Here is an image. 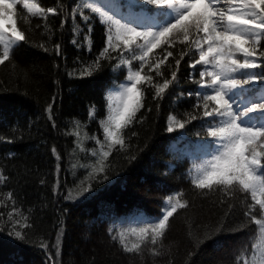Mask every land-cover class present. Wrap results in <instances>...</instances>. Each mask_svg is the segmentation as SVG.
I'll return each instance as SVG.
<instances>
[{
    "label": "snow or ice",
    "instance_id": "obj_1",
    "mask_svg": "<svg viewBox=\"0 0 264 264\" xmlns=\"http://www.w3.org/2000/svg\"><path fill=\"white\" fill-rule=\"evenodd\" d=\"M18 3L26 11L19 18ZM50 14L61 17V36L70 30L71 43L81 50L87 48L93 57L87 62L78 57L74 63L80 66L72 70L65 66L69 77L92 76L101 72L105 63L113 75L127 73L122 82L106 86L99 105H89L87 122L73 118L72 128L64 132L74 137L65 171L74 179L78 169L86 172L72 187H67L66 181L61 183L63 158L53 145L56 182L52 192L63 195L64 187L67 194L63 198L71 200L92 189L101 176L107 180L112 155L132 152L131 140L138 133L131 129L145 122L153 105L159 112L161 102L172 97L183 80L192 88L175 94L173 103L190 98L191 110L170 111L165 131L183 130L182 139L189 127H195L193 121L197 122L193 135L200 139L191 153L193 163L187 174L194 189L203 195L219 194L224 207L215 224L204 226L202 235L190 230L189 242L198 251L206 241L223 233L254 227L249 242L237 250L235 264H264V0H123V4L120 0H56L50 7L38 0H0V66L9 62L16 67L12 57L21 43H34L46 53L63 56L62 43H51L56 29L48 23ZM30 18L42 21L35 25L41 30L38 43L26 35L32 30ZM21 21L27 26L24 30ZM97 21L103 29V46L99 48L93 42ZM56 83L59 89L60 82ZM59 95V91L55 93L44 108L53 129L57 128L54 104ZM93 121L98 134L90 135L87 128ZM86 142H92L93 147L87 148ZM77 152L84 153L88 162H73ZM128 159L134 160L136 155ZM8 180L5 166H0V186ZM76 188L81 190L74 192ZM237 200L243 221L229 227ZM189 207L183 191H178L165 198L158 215L129 222L127 227L123 222L120 227L113 225L108 234L125 253L143 255L147 248L153 258L160 257L165 254L170 218ZM32 211H25L13 191L0 193V231L7 228L9 235L38 243L45 251L54 248L59 257L65 232L63 218L56 222L53 243L43 237L30 241ZM193 255L188 253L186 264H192ZM48 258L52 259L50 252Z\"/></svg>",
    "mask_w": 264,
    "mask_h": 264
},
{
    "label": "trees",
    "instance_id": "obj_2",
    "mask_svg": "<svg viewBox=\"0 0 264 264\" xmlns=\"http://www.w3.org/2000/svg\"><path fill=\"white\" fill-rule=\"evenodd\" d=\"M38 2L50 7L55 5L56 0ZM120 3L123 4V0ZM25 14L22 4L18 3L17 17ZM30 19L32 30L27 31L26 35L30 41L38 43L42 39L41 30L36 29L35 25L42 21L40 18ZM60 19V16L50 14L48 23L56 29L51 43H62L63 56L57 57L51 51L46 53L35 47L34 43H21L12 57L16 67L13 68L9 62L0 66V136L5 137L0 140V166H5V174L9 177L6 184L0 186V193L11 190L25 211L33 209V228L28 230L30 241L38 242L43 237L53 243L58 227L56 222L63 218L65 232L60 255L56 256L54 248L45 251L38 243L20 241L9 235L5 228L0 231V264H53V261L56 264H169L170 259L172 264H186L189 252L194 253L192 264H235L237 250L249 242L254 227L223 233L206 241L198 251L189 242V231L202 235L204 226L215 224L223 214L224 207L219 203V194L203 195L194 189L187 174L193 163L191 153L200 139L193 135L198 128L197 122L193 121L195 127H189L182 139L180 134L183 130L174 133L165 131L166 117L170 111L175 109L182 113L191 110L190 98L185 97L179 104L173 103L175 94L186 93L192 88L183 80L173 96L161 102L159 112L153 105V111L147 114L145 122L131 129L138 133L131 140L132 152L118 151L112 155L107 180L101 176L99 182H93L92 189L71 200L63 198L67 194L64 187L61 188L63 195L57 196L52 192L56 182V160L51 152L53 145L63 158L61 183L64 185L66 181V186L72 187L86 172L78 169L74 179L70 171H65L68 169V153L72 151L74 137L66 136L64 132L72 128L73 118L87 122L89 105H99L106 86L113 81L122 82L127 74L124 71L113 75L105 63L104 69L92 76L69 77L65 66L67 70H72L80 66L74 63L78 57L84 62L93 57L87 48L81 50L71 43L70 30L61 36ZM20 27L24 30L27 26L21 21ZM102 31L97 21L93 35L96 48L103 46ZM48 46L51 48V44ZM57 81L60 82L59 89ZM58 91L60 95L54 104L57 128L53 129L44 108ZM148 99L151 102L150 96ZM87 131L90 135L98 134L97 123L91 122ZM86 147H93L92 142H86ZM129 155H136V159L129 160ZM77 159L81 163L88 162L84 153L77 152L73 162ZM79 190L76 188L74 192ZM178 191H183L190 207L170 218L164 255L153 258L147 248L143 255L125 253L118 243L111 240L109 227H120L121 222L127 227L129 222L158 215L165 198ZM236 204L235 218L229 227L243 221L238 200ZM49 252L52 259L48 258Z\"/></svg>",
    "mask_w": 264,
    "mask_h": 264
}]
</instances>
